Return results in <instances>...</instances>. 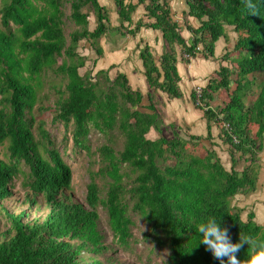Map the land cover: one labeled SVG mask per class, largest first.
<instances>
[{
	"label": "trees",
	"instance_id": "16d2710c",
	"mask_svg": "<svg viewBox=\"0 0 264 264\" xmlns=\"http://www.w3.org/2000/svg\"><path fill=\"white\" fill-rule=\"evenodd\" d=\"M173 1L112 0L121 35L136 39L143 27L158 33L140 32L133 46L143 90L131 86L123 70L111 77V66L80 72L86 59L79 42L88 41L102 55L99 40L112 29L108 7L100 0H1L0 144L8 159L0 157V264H126L106 253L112 247L100 228L99 207L112 242L122 247L131 236L128 210L135 211L146 223L147 236L166 249L163 264H220L204 244H197L196 221L209 214L222 217L233 242L240 235L264 239V225L254 214L244 220L231 203L236 194L254 192L259 181L264 0H182L176 9ZM140 5L144 17L134 21L132 13ZM65 17L74 25L68 32ZM219 38L225 41L222 48L216 45ZM217 47L218 68L185 94L204 121L203 133L181 136V127L164 123L173 128L167 137L153 91L168 100L184 98L178 61L218 58ZM49 73L60 78L52 87L55 119L71 124L75 147L97 157L84 202L73 197L71 168L43 123L36 130L46 145L33 132L38 91ZM214 128L226 146L229 168L214 147ZM92 129L108 143L91 150ZM151 130L156 137L148 136ZM114 131L122 139L119 149L110 143ZM17 174L25 189L14 198ZM249 252L245 243L238 259L246 260Z\"/></svg>",
	"mask_w": 264,
	"mask_h": 264
},
{
	"label": "rangeland",
	"instance_id": "374dc122",
	"mask_svg": "<svg viewBox=\"0 0 264 264\" xmlns=\"http://www.w3.org/2000/svg\"><path fill=\"white\" fill-rule=\"evenodd\" d=\"M100 1L108 7L109 20L112 29L99 40V43L103 48L102 55H96L94 47L91 46L88 41L79 42L77 46L78 51L86 59L85 66H83L80 72L90 69L92 73H95L99 68L107 69L111 66L108 70L111 77H114L118 69L123 70L127 73L131 86L139 87L144 90L145 80L144 78H141V73L136 70V65H134L137 61L136 58L134 59L135 47L133 49V46L136 41H138L137 39L141 35L140 32L151 37V35H155V31L145 29L143 27L136 35V39H133L130 35H121L119 30L116 29L119 22L115 13L116 7H114L112 0ZM179 2H182V0L173 1L175 9L177 8L176 4ZM66 11H68V6H66ZM139 17H144L141 5L132 13V19L134 21ZM64 22L66 32L74 27L67 17L64 18ZM229 34L233 35V32L229 31ZM216 52L217 55H219L218 47ZM220 63V56L215 59L195 58L191 61V66L184 63L183 65L180 61H178L177 68L182 76L181 87L184 91L183 94L185 95L190 91V89L204 84L206 80L205 75L208 74L205 70L211 72L212 70L217 69ZM190 67H192V70ZM42 80L43 86L38 91L41 102L33 110V116L35 119V125L33 126L34 135L38 142L46 145L44 137L36 130V124L42 122L52 145H54V147L58 150L64 162H66L71 168V186L73 197L84 202L86 183L89 180V173L91 170H95L98 167L97 157L92 156L93 158H91L84 149L75 147L71 138V124L65 125L61 120L55 119L54 117L55 96L52 91V87L60 82V78L49 73L45 75ZM254 87L256 88V86ZM144 92L145 91H143V93ZM153 96L161 119L160 123H162L160 129L164 131V134L167 137H171L173 135L171 132L173 128L164 123H173L174 125L181 127L180 130H178V133L181 136H185L186 132L199 134L203 133L204 121L199 112L192 107L188 99V95L183 96L184 98L182 99L168 100V98L160 91H153ZM219 103L220 100L216 99L215 106ZM217 132L218 131L214 128L212 141L215 142L214 147L217 150V154L219 155L222 164L226 168H229L230 159L228 152L226 150V146L218 140L216 136ZM148 136L154 138L157 135L153 130H151L149 131ZM109 138L110 143L115 146L116 149L121 147L122 139L117 132H112V134L109 135ZM106 139L107 137L102 133L92 129L88 135V142L91 150H95L102 143H108ZM259 155V181L257 183L258 186L256 190L248 194H236L232 198L231 203L239 212L242 219L246 220L248 213L252 212L254 214V220L258 224L264 225V147ZM0 157L5 160L8 159L5 144H0ZM19 165L24 171H27L28 168L23 164V162H20ZM21 177V174H17L13 179L14 184L12 186V190L15 193L14 198L19 197L22 193H24L25 188L21 185ZM96 180L102 183L100 179L97 178ZM13 199H10L9 201ZM128 212L132 220V223L130 224L131 236L128 239V246L122 247L116 242H112L113 236L107 224L106 214L103 209L99 207L100 228L104 233L105 242H111L112 247V250H109L106 253L120 258L122 261H125L126 264H163L166 259V249L155 245L154 241L147 236L148 230L146 223L135 211L129 209Z\"/></svg>",
	"mask_w": 264,
	"mask_h": 264
},
{
	"label": "clouds",
	"instance_id": "9594fccd",
	"mask_svg": "<svg viewBox=\"0 0 264 264\" xmlns=\"http://www.w3.org/2000/svg\"><path fill=\"white\" fill-rule=\"evenodd\" d=\"M249 7H252L251 3ZM221 219L209 214L196 221L195 228L200 234L197 244H204L220 264H264V239L240 235V239L233 242L228 227L221 223ZM245 243L250 252L246 260H240L237 253Z\"/></svg>",
	"mask_w": 264,
	"mask_h": 264
},
{
	"label": "crops",
	"instance_id": "0c3cea01",
	"mask_svg": "<svg viewBox=\"0 0 264 264\" xmlns=\"http://www.w3.org/2000/svg\"><path fill=\"white\" fill-rule=\"evenodd\" d=\"M155 35L156 34H158V33H154ZM155 35H154V37H155ZM153 36V35H152ZM225 44V41H224V39H222V38H219L218 40H217V42H216V45L217 46H220V48H222L223 47V45ZM134 48V47H133ZM132 50V49H131ZM216 54V56L217 57H219L220 56V54L219 55H217V52L215 53ZM184 65V64H183ZM188 65H190L191 66V62L188 64ZM191 68V70H192V67H190ZM207 71V72H206ZM205 72L206 73H208L209 71L208 70H205ZM181 74V73H180ZM141 75H142V73H141ZM182 77V76H181ZM141 78L143 79L144 78V76L142 75L141 76ZM146 83H144V88H146V85H145Z\"/></svg>",
	"mask_w": 264,
	"mask_h": 264
},
{
	"label": "built area",
	"instance_id": "2783aa9c",
	"mask_svg": "<svg viewBox=\"0 0 264 264\" xmlns=\"http://www.w3.org/2000/svg\"><path fill=\"white\" fill-rule=\"evenodd\" d=\"M197 96H199L198 93H197Z\"/></svg>",
	"mask_w": 264,
	"mask_h": 264
}]
</instances>
